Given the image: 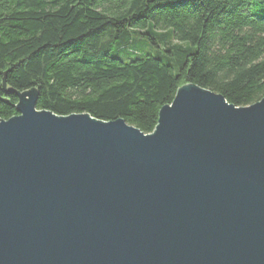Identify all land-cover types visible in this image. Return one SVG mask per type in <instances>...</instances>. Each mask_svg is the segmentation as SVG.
<instances>
[{
	"label": "water",
	"instance_id": "95a60500",
	"mask_svg": "<svg viewBox=\"0 0 264 264\" xmlns=\"http://www.w3.org/2000/svg\"><path fill=\"white\" fill-rule=\"evenodd\" d=\"M7 93L0 264H264V99L186 85L144 134Z\"/></svg>",
	"mask_w": 264,
	"mask_h": 264
},
{
	"label": "trees",
	"instance_id": "16d2710c",
	"mask_svg": "<svg viewBox=\"0 0 264 264\" xmlns=\"http://www.w3.org/2000/svg\"><path fill=\"white\" fill-rule=\"evenodd\" d=\"M186 85L264 99V0H0V120L34 89L40 111L152 134Z\"/></svg>",
	"mask_w": 264,
	"mask_h": 264
},
{
	"label": "rangeland",
	"instance_id": "374dc122",
	"mask_svg": "<svg viewBox=\"0 0 264 264\" xmlns=\"http://www.w3.org/2000/svg\"><path fill=\"white\" fill-rule=\"evenodd\" d=\"M115 52H116V51L112 52V54H111V55H113V56H114V54H116Z\"/></svg>",
	"mask_w": 264,
	"mask_h": 264
}]
</instances>
